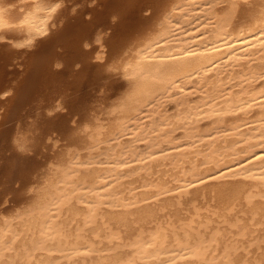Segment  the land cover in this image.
<instances>
[{
    "label": "bare ground",
    "instance_id": "1",
    "mask_svg": "<svg viewBox=\"0 0 264 264\" xmlns=\"http://www.w3.org/2000/svg\"><path fill=\"white\" fill-rule=\"evenodd\" d=\"M82 1L0 0V264H264V0Z\"/></svg>",
    "mask_w": 264,
    "mask_h": 264
},
{
    "label": "rangeland",
    "instance_id": "2",
    "mask_svg": "<svg viewBox=\"0 0 264 264\" xmlns=\"http://www.w3.org/2000/svg\"><path fill=\"white\" fill-rule=\"evenodd\" d=\"M78 1H80V0H78ZM78 1L77 0H67V10H66V16H67V18L68 19H77V18H79V17H81V16H79L80 15V13H81V15L83 16L84 14V18H90L91 17V13L89 12V10L87 9V7H89L90 5H89V3H87V4H85V5H83L84 4V1H82V2H79L78 3ZM74 3H76V4H74ZM79 4V5H78ZM75 5V6H74ZM69 6H70V8H69ZM74 8V9H73ZM72 9H73V11H72ZM76 9H77V11H76ZM87 9V10H86ZM80 11V12H79ZM83 11V12H82ZM87 11V12H86ZM85 12V13H84ZM77 13V14H76ZM72 14V15H71ZM89 14V15H88ZM73 16H75L74 18H73ZM78 16V17H77ZM113 32L112 31V29H110L109 30V32ZM92 45H90V47L91 46H94V45H96L97 43L96 42H94V40L92 41L91 40V42H90ZM62 68V69H61ZM57 69L58 70H63L64 69V66H57ZM63 75V74H62ZM64 76H66V75H64ZM92 82L89 80V81H86L85 82V84L82 86V88H80V89H82L81 91H77V96L79 97L78 98V102L77 101H75V102H73V104L74 105H71V104H67L66 106H65V108L64 107H62V109L61 108H59L58 110H60L59 112H58V110H56V112L53 110V111H51L53 108H54V106L53 107H48V108H45V109H42V111L44 112H42L41 111V109H40V105L41 104H44V102H39L38 100L37 101H35V102H33V104L32 105H30V106H27L23 111H22V113H23V115H24V127H25V129H31V127H32V132L34 133H32V135H33V138H35L38 142H39V144H38V146L37 147H35L34 149H33V151H31L30 153L28 152L27 154H28V156L26 155V153H25V155L24 156H26V164H27V161H28V164H27V166L28 165H30V164H37V163H41V162H43V160L47 157V156H49L50 154H52V151H51V149L49 148V147H44L43 145H42V143L43 142H45L46 141V135H42L41 137H40V134H41V132L44 130V129H49L51 126H55V127H57V129L59 130V129H61V126L63 125V121L67 118V117H70L71 116V114H70V112H72L73 113V110H78L79 111V114H83L84 112H85V108L86 107H89V106H91V104H93L94 102H95V99H97L96 98V96H99V94L101 93V92H99V91H97V89H95V88H92L91 86H90V84H91ZM85 86V87H84ZM90 88H92V89H90ZM84 90V94H83V91ZM95 91V92H94ZM74 92L75 91H69V93H71V94H74ZM89 93V94H88ZM75 94V95H76ZM97 94V95H96ZM84 97H83V96ZM87 95V96H86ZM100 98V97H99ZM98 98V99H99ZM87 99H88V101H87ZM86 100V101H85ZM89 100H91V101H89ZM91 103V104H90ZM76 105V106H75ZM83 105V106H82ZM75 106V107H74ZM34 109V110H33ZM47 109L49 110V112H50V114L48 113V111H47ZM67 109V110H66ZM31 110V111H30ZM33 111H35V112H33ZM81 111V112H80ZM37 112V113H36ZM63 113V114H62ZM25 115H26V117H25ZM54 115V116H53ZM35 116V117H34ZM52 116H53V118H52ZM47 117V118H46ZM30 118V119H29ZM31 118L33 119V121L31 120ZM58 119V120H57ZM46 120H47V122H46ZM56 122H55V121ZM26 121H27V123H26ZM28 121H29V124H28ZM32 121V122H31ZM43 122H44V124H43ZM58 122V123H57ZM41 123V124H40ZM34 125V129H33V126H31V125ZM29 125H30V127H29ZM37 127H36V126ZM57 125V126H56ZM41 126H42V128H41ZM50 126V127H49ZM37 129H36V128ZM36 131H38V133H36ZM30 134H31V131L29 132ZM28 133V134H29ZM29 134V135H30ZM38 134V135H37ZM31 135V136H32ZM10 139H8L7 141H5L4 139H1L0 140V208L1 207H9V205L10 206H12L16 201H17V199L19 198V191L23 188V184H22V182H20V183H11V182H7L6 181V177H5V175H6V173L9 171L8 170V164H9V160H11L12 159V155H13V153H15V151H14V149L11 147V141L10 142H8ZM4 141V142H3ZM7 143V144H6ZM61 143H63V142H61ZM9 144H10V146H9ZM41 146V147H40ZM8 147V148H7ZM39 147V148H38ZM38 148V149H37ZM44 148V149H43ZM48 148V149H47ZM3 149V150H2ZM35 151H37V153L35 154ZM47 151V152H46ZM32 152H33V154H32ZM10 153V154H9ZM46 154V155H45ZM49 154V155H48ZM6 155H9L8 157L10 158H8ZM34 155V156H33ZM34 157V161H35V163H33L34 161L32 160V159H29V158H32V157ZM7 157V158H6ZM6 158V159H5ZM27 159H29V160H27ZM36 159V160H35ZM38 159V160H37ZM32 160V161H31ZM5 161V162H4ZM30 162H32V163H30ZM37 162V163H36ZM2 166V167H1ZM8 186L11 188V189H7L8 188ZM19 186V187H18ZM1 187H2V189H1ZM11 190L13 191V192H15V193H13V195H14V198H13V195H12V192H11ZM7 191V192H6ZM2 193V194H1ZM16 194V195H15ZM6 195H8V196H6ZM6 197V198H5ZM7 197H12V200L10 201V203L9 202H7V203H5L6 202V200H7ZM17 198V199H16ZM4 203H5V205H4ZM2 205V206H1Z\"/></svg>",
    "mask_w": 264,
    "mask_h": 264
}]
</instances>
